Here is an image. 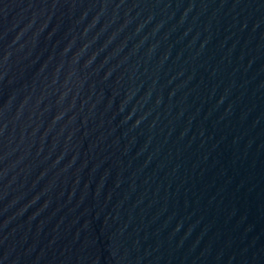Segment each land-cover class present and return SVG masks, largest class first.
Returning a JSON list of instances; mask_svg holds the SVG:
<instances>
[{"label": "water", "instance_id": "water-1", "mask_svg": "<svg viewBox=\"0 0 264 264\" xmlns=\"http://www.w3.org/2000/svg\"><path fill=\"white\" fill-rule=\"evenodd\" d=\"M0 264H264V0H0Z\"/></svg>", "mask_w": 264, "mask_h": 264}]
</instances>
